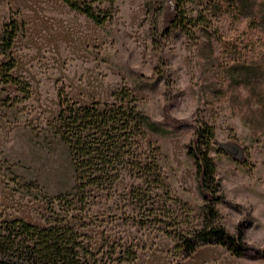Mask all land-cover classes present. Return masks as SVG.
Masks as SVG:
<instances>
[{
  "label": "rangeland",
  "instance_id": "rangeland-1",
  "mask_svg": "<svg viewBox=\"0 0 264 264\" xmlns=\"http://www.w3.org/2000/svg\"><path fill=\"white\" fill-rule=\"evenodd\" d=\"M177 5L114 0L98 5L110 10L98 25L63 0H0V37L5 23L17 24L9 52L0 45V220L67 225L79 264H264V25L247 21L264 18V0H187L191 18L175 22ZM9 57L21 86L3 80ZM120 90L160 126L141 146L156 156L163 186L151 183L142 200L133 189L146 184L124 170L112 187L73 195L47 122L60 99L87 105ZM202 121L215 134L213 221L241 233L244 255L210 243L186 256L178 246L208 215L187 154Z\"/></svg>",
  "mask_w": 264,
  "mask_h": 264
},
{
  "label": "trees",
  "instance_id": "trees-1",
  "mask_svg": "<svg viewBox=\"0 0 264 264\" xmlns=\"http://www.w3.org/2000/svg\"><path fill=\"white\" fill-rule=\"evenodd\" d=\"M63 1L70 9L84 14L98 25L110 16L109 9L97 10L98 5L106 3L111 6L114 2ZM185 1L187 0H178V17L175 22L179 17L191 18V15H185ZM160 10L161 7L152 11L151 29L154 36L158 32L156 25ZM247 21L249 27L264 25V18H250ZM16 30L15 21L4 24L0 37V45L4 51L9 52ZM14 65V59L9 57V61L4 64L6 76L3 80L21 86V81L7 73ZM23 88L20 87V92L24 91L28 95V89ZM59 106L57 115L47 122L45 138L49 141L56 140L65 149L73 176L74 184L70 187L73 195H85L88 186L112 187L124 170L146 184L145 189H133L138 195L144 193L140 194L142 200L151 199L148 195L153 187H150L153 185L151 183H154V187L163 186L156 156L152 151V158L149 157L141 146L147 131L159 132L160 126L139 107L131 93L125 90L116 91L112 94L111 101H93L87 105L60 99ZM214 137L213 126L202 121L195 127L193 139L187 149L188 156L194 160L198 189L207 202L205 210L208 215L203 218L199 227L190 229L187 232L189 236L186 235L182 244L178 245L186 256L200 245L210 243L225 246L237 256L246 254V247L239 242L241 233L235 236L217 221H213L217 215L213 207V193L220 190V183L215 178V163L209 153ZM217 145L224 150L227 148L224 144ZM57 221L48 219L46 226L37 227L19 218L0 220V264H79L75 257V239L67 237V225L58 224ZM71 236L74 237V233L71 232Z\"/></svg>",
  "mask_w": 264,
  "mask_h": 264
}]
</instances>
